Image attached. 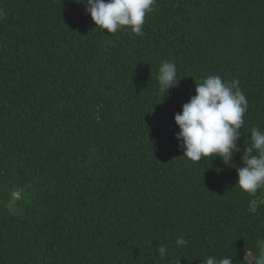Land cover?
Returning <instances> with one entry per match:
<instances>
[{"label":"trees","instance_id":"obj_1","mask_svg":"<svg viewBox=\"0 0 264 264\" xmlns=\"http://www.w3.org/2000/svg\"><path fill=\"white\" fill-rule=\"evenodd\" d=\"M85 6L0 0V264H249L264 188L242 192L231 164L264 130V0H156L142 35L95 29ZM163 61L180 79L167 96ZM208 75L248 100L228 166L176 139Z\"/></svg>","mask_w":264,"mask_h":264},{"label":"clouds","instance_id":"obj_2","mask_svg":"<svg viewBox=\"0 0 264 264\" xmlns=\"http://www.w3.org/2000/svg\"><path fill=\"white\" fill-rule=\"evenodd\" d=\"M85 4V0H76ZM156 0H86L85 10L96 25L95 29L113 34L124 29L132 34L142 35L146 16L153 10ZM5 14L0 11V20ZM178 69L174 62L163 61L157 70L158 90L166 96L170 89L177 87ZM240 81L224 80L218 75H208L195 84V95L182 106V112L175 115V124L179 132L176 139L184 158L192 162L211 160L219 157L230 165L234 154L240 151L238 142L244 116L248 111V100L240 88ZM249 143L242 156V167H236L238 180L236 185L245 193H255L264 188V130L254 127ZM188 241L183 236L176 245L185 246ZM257 254L249 264H264V238L256 242ZM166 245H159L158 254L166 256ZM246 255L244 257L245 261ZM203 264H233V256H208Z\"/></svg>","mask_w":264,"mask_h":264},{"label":"built area","instance_id":"obj_3","mask_svg":"<svg viewBox=\"0 0 264 264\" xmlns=\"http://www.w3.org/2000/svg\"><path fill=\"white\" fill-rule=\"evenodd\" d=\"M17 196H19V195H18L17 193H15V194H14V197H17Z\"/></svg>","mask_w":264,"mask_h":264},{"label":"rangeland","instance_id":"obj_4","mask_svg":"<svg viewBox=\"0 0 264 264\" xmlns=\"http://www.w3.org/2000/svg\"><path fill=\"white\" fill-rule=\"evenodd\" d=\"M19 196L15 197V198H18Z\"/></svg>","mask_w":264,"mask_h":264}]
</instances>
